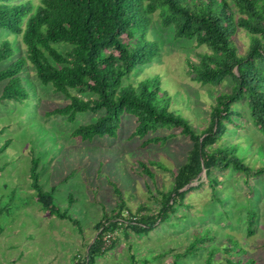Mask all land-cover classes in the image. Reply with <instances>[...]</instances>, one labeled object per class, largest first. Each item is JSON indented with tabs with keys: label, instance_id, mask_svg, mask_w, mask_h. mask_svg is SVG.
<instances>
[{
	"label": "rangeland",
	"instance_id": "obj_1",
	"mask_svg": "<svg viewBox=\"0 0 264 264\" xmlns=\"http://www.w3.org/2000/svg\"><path fill=\"white\" fill-rule=\"evenodd\" d=\"M159 30L161 55L125 81L136 83L159 74L176 112L198 130L204 129L216 96L231 92L233 80L228 77L217 86L194 80L187 59L198 62L199 51L206 48L193 40L176 39L171 28ZM5 39L12 43L14 55L1 61L0 69L25 53L22 35L2 29L0 46ZM235 42L240 53H247L250 38L245 30H238ZM21 77L29 98L0 101V148L9 144L0 154V264H73L76 257L83 258L100 232L96 224L104 209L110 215L117 209L116 186L131 215H137L143 203L150 206V214L159 215L164 194L173 188L174 175L193 148L191 137L180 128H163L157 134L174 136L164 145L144 147L139 136L131 137L136 127L131 114L123 115L116 137H73L74 129L95 121L101 113L82 112L74 121L48 116L47 111L69 102L66 96L52 84L42 83L32 64L28 63ZM5 84L0 83V95ZM235 105L236 112H241L231 118L227 133L215 147L235 146L247 165L263 167L264 134L254 123L247 101ZM34 158H39L44 188L56 186L55 204L68 209L80 226L50 214L37 202L30 178ZM141 161L154 176L143 172ZM184 190H188L184 196L173 197L175 203L166 219L148 232L124 223L105 235V245L111 240L114 245L93 264H227V259L247 264L249 256L264 264V173L255 176L232 166L216 167L209 177L201 173ZM126 209L124 214L130 217ZM251 218L256 224L249 233ZM238 244L247 250L246 256L237 252ZM189 247L187 256L179 254Z\"/></svg>",
	"mask_w": 264,
	"mask_h": 264
},
{
	"label": "trees",
	"instance_id": "obj_2",
	"mask_svg": "<svg viewBox=\"0 0 264 264\" xmlns=\"http://www.w3.org/2000/svg\"><path fill=\"white\" fill-rule=\"evenodd\" d=\"M160 28H171L176 39L196 41L198 62L187 59L193 79L217 86L229 77L233 80L231 92H221L215 98L209 113V123L198 130L172 106L173 98L162 86L159 74L127 82L133 72L156 61L163 51L157 36ZM22 35L25 53L7 67L0 69V83L6 82L0 101H25L29 93L22 83V73L32 64L42 83L52 84L56 92L69 101L47 111V115L65 116L74 121L79 113H101L95 121L83 123L72 131L73 137L92 140L96 136L116 137L122 126L123 115L136 118L131 137L139 136L143 146L164 145L174 136L157 134L159 129L180 128L194 142L174 175L171 191L159 215L150 214V206L143 203L137 215L125 204L123 193L116 186L119 201L111 215L104 209L100 230L83 258L73 264H93L106 249L105 235L130 224L134 229L148 232L175 203L173 197L184 196L187 185L198 179L204 169L207 177L213 168L232 166L248 175L264 173L247 165L236 152L235 146L215 145L225 136L231 118L241 111L235 104L246 100L252 119L264 134V0H0V30ZM239 29L247 32L250 46L242 54L235 42ZM9 39L0 46V62L13 57ZM8 143L0 148V154ZM143 172L154 176L147 163L141 161ZM31 184L36 200L52 215L80 221L55 204L53 186L46 190L40 180L39 158L32 160ZM73 202L72 195L69 197ZM125 208L128 213L124 214ZM130 210V211H129ZM133 216V217H132ZM256 221L250 219L249 233ZM83 230V228H82ZM184 250L180 255L187 256ZM246 249L238 244V251L246 256ZM236 252V254H237ZM249 259V260H248ZM247 264H258L249 256ZM242 261L227 259V264Z\"/></svg>",
	"mask_w": 264,
	"mask_h": 264
},
{
	"label": "water",
	"instance_id": "obj_3",
	"mask_svg": "<svg viewBox=\"0 0 264 264\" xmlns=\"http://www.w3.org/2000/svg\"><path fill=\"white\" fill-rule=\"evenodd\" d=\"M203 172H206V169H204V170L202 171V173H203ZM190 184H191V183H190ZM190 184H189V185H190ZM189 185H187V186H189Z\"/></svg>",
	"mask_w": 264,
	"mask_h": 264
},
{
	"label": "crops",
	"instance_id": "obj_4",
	"mask_svg": "<svg viewBox=\"0 0 264 264\" xmlns=\"http://www.w3.org/2000/svg\"><path fill=\"white\" fill-rule=\"evenodd\" d=\"M1 231H3V230H1ZM13 261H15V259Z\"/></svg>",
	"mask_w": 264,
	"mask_h": 264
}]
</instances>
